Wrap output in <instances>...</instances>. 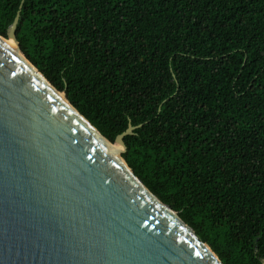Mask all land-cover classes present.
I'll use <instances>...</instances> for the list:
<instances>
[{
    "label": "trees",
    "instance_id": "trees-1",
    "mask_svg": "<svg viewBox=\"0 0 264 264\" xmlns=\"http://www.w3.org/2000/svg\"><path fill=\"white\" fill-rule=\"evenodd\" d=\"M0 0L26 59L222 264L264 262V0ZM21 4V8H19Z\"/></svg>",
    "mask_w": 264,
    "mask_h": 264
},
{
    "label": "water",
    "instance_id": "water-1",
    "mask_svg": "<svg viewBox=\"0 0 264 264\" xmlns=\"http://www.w3.org/2000/svg\"><path fill=\"white\" fill-rule=\"evenodd\" d=\"M18 20L0 36V264H222L122 158L135 127L104 138L26 59Z\"/></svg>",
    "mask_w": 264,
    "mask_h": 264
},
{
    "label": "bare ground",
    "instance_id": "bare-ground-1",
    "mask_svg": "<svg viewBox=\"0 0 264 264\" xmlns=\"http://www.w3.org/2000/svg\"><path fill=\"white\" fill-rule=\"evenodd\" d=\"M9 45L12 46V45L10 44V42H9ZM113 149H115V150H119L118 147L115 146V145L113 146Z\"/></svg>",
    "mask_w": 264,
    "mask_h": 264
}]
</instances>
